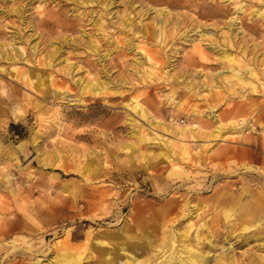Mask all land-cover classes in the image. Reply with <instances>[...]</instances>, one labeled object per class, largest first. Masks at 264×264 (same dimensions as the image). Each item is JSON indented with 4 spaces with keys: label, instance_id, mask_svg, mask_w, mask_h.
Returning a JSON list of instances; mask_svg holds the SVG:
<instances>
[{
    "label": "rangeland",
    "instance_id": "rangeland-1",
    "mask_svg": "<svg viewBox=\"0 0 264 264\" xmlns=\"http://www.w3.org/2000/svg\"><path fill=\"white\" fill-rule=\"evenodd\" d=\"M263 150L264 0H0V264H264Z\"/></svg>",
    "mask_w": 264,
    "mask_h": 264
},
{
    "label": "bare ground",
    "instance_id": "bare-ground-1",
    "mask_svg": "<svg viewBox=\"0 0 264 264\" xmlns=\"http://www.w3.org/2000/svg\"><path fill=\"white\" fill-rule=\"evenodd\" d=\"M148 59H150V57H147ZM251 75L252 76H254V77H256V74L254 73V72H252L251 73ZM254 90L256 89L255 87L253 88ZM136 107H138V105L136 106ZM135 107V108H136ZM141 109H143V108H140V110ZM144 111H145V109H144ZM143 110L141 111L142 113V116L144 117V118H146L147 116H146V113L144 112ZM148 119V118H147ZM212 119H213V121L218 125V130L220 131L221 130V120H220V118H219V116H217V115H215V114H213V116H212ZM148 121H150L149 119H148ZM152 122V121H151ZM152 124V123H151ZM153 125V124H152ZM237 124H233V128H237ZM151 130H152V128H151ZM154 131V130H153ZM168 132V131H167ZM181 132H182V134H183V130H181ZM220 134V133H219ZM217 136V135H216ZM218 136H220V135H218ZM149 135H147V134H143L142 136H141V140L142 141H147V140H149ZM153 138L154 139H158L157 141H161V142H163V147H166V148H164L163 149V147L159 150V153L156 155V156H154L153 155V160L154 161H156V162H154V163H151V164H149L151 167L152 166H155L157 163H161V162H169L170 163V160H171V158H173L174 157V154L176 153H173L174 152V149H176L178 152H177V156H178V158H180V159H183V160H189V159H191V160H194V163L196 164V165H200V163H201V160L203 159V153H201V150H197L196 152H195V155H196V157L194 158L193 156H192V153L190 152V150H189V148H188V146L186 145V144H184V141L183 140H180V143H181V145L180 146H178V145H176L174 142H171L169 139H167V140H163V139H159V137H157L156 135H154L153 136ZM245 141V140H244ZM247 142V141H246ZM170 148H171V150H170ZM227 150V149H226ZM225 150V151H226ZM205 152H207V151H205ZM263 152H264V150H263ZM226 154L228 153L227 151L225 152ZM143 156H146V155H144L143 154ZM147 157V156H146ZM152 159V158H151ZM150 159V160H151ZM60 161V160H59ZM256 161L257 162H259L260 160L258 159V158H256ZM261 162V161H260ZM152 169V168H151ZM249 169H253L252 167H250ZM254 170V169H253ZM260 175H262V176H264V171L262 170V171H259V170H256ZM159 177V176H158ZM104 192H105V190H104ZM104 192H103V194H104ZM188 204V203H187ZM186 205V204H185ZM259 208H261V207H263L262 206V203L260 204L259 202H258V204H256ZM257 208V207H256ZM3 212V211H2ZM225 213H226V211H225ZM229 213V212H228ZM263 214V213H262ZM182 216L183 217H186L187 216V214L185 213V209H184V214H182ZM227 216H228V214H227ZM1 218H3V219H1L2 220V222H0V241H1V243H3V245L4 244H8L9 242H8V240L9 239H11L12 238V236H10L12 233H13V231H14V229H16V230H18L19 228H20V224L18 225V223L17 224H13L12 226H11V224H12V222L11 221H9V220H5V213L2 215V216H0ZM189 218V217H188ZM11 227H14L13 229L11 228ZM168 228V227H167ZM166 232V231H165ZM170 233V234H169ZM169 237H170V250H173V249H177V247H178V245H176L177 244V242H179L180 243V241L181 242H183L184 241V238H185V236H184V234L183 233H178V231H176V230H172V228H170V230H169ZM167 236V237H168ZM196 238H197V240H198V243H200L201 244V240H203L201 237H200V235H198V234H196V236H195ZM12 240V239H11ZM180 240V241H179ZM10 241V240H9ZM12 244V243H11ZM181 244V243H180ZM9 245V244H8ZM13 245V244H12ZM169 247V246H168ZM176 247V248H175ZM13 248H14V246H13ZM26 250V249H25ZM25 250H21V252L19 251V255L21 256V257H24L25 255H26V253L27 254H30L28 257H34L35 255V251L33 252L31 249H29V253L28 252H26ZM169 250V249H168ZM184 250H186L187 252H190V249L189 248H187V247H184ZM18 252V251H17ZM41 252V251H40ZM8 253H10V251L9 252H7V254ZM33 253V254H32ZM11 254V253H10ZM16 255H17V253H16ZM177 256L178 255V252L177 253H172V256ZM171 256V257H172ZM180 256V255H179ZM36 257V256H35ZM6 258V257H5ZM4 258V259H5ZM8 260V259H7ZM6 260V261H7ZM2 261V260H1ZM5 261V262H6ZM22 262V261H21ZM21 262H19V261H15V262H12V263H9V264H21ZM2 264V263H1ZM78 264H81V259L79 258L78 259ZM164 264H171L170 262H167V261H165L164 262ZM192 264H196V263H194L193 261H192Z\"/></svg>",
    "mask_w": 264,
    "mask_h": 264
},
{
    "label": "water",
    "instance_id": "water-1",
    "mask_svg": "<svg viewBox=\"0 0 264 264\" xmlns=\"http://www.w3.org/2000/svg\"><path fill=\"white\" fill-rule=\"evenodd\" d=\"M23 150V149H22Z\"/></svg>",
    "mask_w": 264,
    "mask_h": 264
}]
</instances>
